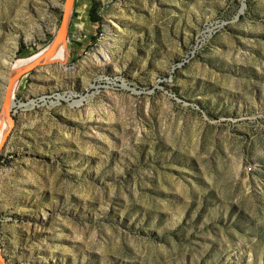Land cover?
Wrapping results in <instances>:
<instances>
[{"label":"rangeland","instance_id":"obj_1","mask_svg":"<svg viewBox=\"0 0 264 264\" xmlns=\"http://www.w3.org/2000/svg\"><path fill=\"white\" fill-rule=\"evenodd\" d=\"M64 3L0 0V123ZM63 41L15 82L6 264H264V0H73Z\"/></svg>","mask_w":264,"mask_h":264},{"label":"water","instance_id":"obj_2","mask_svg":"<svg viewBox=\"0 0 264 264\" xmlns=\"http://www.w3.org/2000/svg\"><path fill=\"white\" fill-rule=\"evenodd\" d=\"M72 3L73 0H65L64 3V8H63V18H62V24L60 27V31L59 33L55 36L54 40L52 41V43L49 46L48 51L45 54V57L43 59H38L35 62H33L32 64L28 65L27 67H25L24 69H22L19 73L15 74L14 76L10 77L9 82H8V86H7V97H6V110H7V117L9 120V129L4 133L3 138L0 141V153L3 149V146L5 144V141L13 127V118H12V109L14 106L17 105V102L15 100L10 99V87L11 84L19 79L20 77H22L24 74L31 72V71H35L39 66H41L44 63H48L50 60L49 58H51L55 48L58 46V44L65 38L67 30H68V26H69V20H70V15H71V7H72ZM20 105H23L22 103H20ZM0 259L3 261V264H6L4 257L0 254Z\"/></svg>","mask_w":264,"mask_h":264},{"label":"bare ground","instance_id":"obj_3","mask_svg":"<svg viewBox=\"0 0 264 264\" xmlns=\"http://www.w3.org/2000/svg\"><path fill=\"white\" fill-rule=\"evenodd\" d=\"M108 47H109V43H106L105 44V48L102 50L101 56L100 57H97V60L98 61H103V60H106V59L109 58V50H108L109 48ZM48 49H49V47L47 49H45L44 51H42L41 54H39L38 56H31V57H27V58L17 59L12 64V74H11V77L14 76L15 74L19 73L22 69H24L28 65L32 64L36 60L43 59L45 57V54L48 51ZM65 52H66V43H65V41L62 40L58 44V46L55 48V50L53 52V53L60 54L61 56L59 58H57V57H51V58H49V60H57V61L64 60ZM101 57H102V59H101ZM17 80H19V79H17ZM17 80H15L11 84V87H10V99H11V101L14 100L15 86H16V83L15 82H18ZM0 124H1V126H0V141H1V139L3 138L4 133H5V128H9V122H8V117H7L6 106L2 110L1 123ZM0 254H1V252H0ZM0 264H3L1 259H0Z\"/></svg>","mask_w":264,"mask_h":264}]
</instances>
